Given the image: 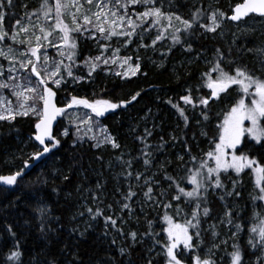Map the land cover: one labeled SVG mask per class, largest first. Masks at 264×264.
I'll use <instances>...</instances> for the list:
<instances>
[{
	"label": "trees",
	"instance_id": "obj_1",
	"mask_svg": "<svg viewBox=\"0 0 264 264\" xmlns=\"http://www.w3.org/2000/svg\"><path fill=\"white\" fill-rule=\"evenodd\" d=\"M39 2L42 4L43 0ZM51 2L48 0L49 4ZM230 2L233 6L240 0ZM155 4L163 10L170 8L184 19L191 18L196 5L193 0H155ZM224 4L225 0H218L215 6L228 13L230 9L224 10ZM24 8L27 13L38 8L36 12L40 13L41 7H36L31 0H13L11 8H4L6 29H10L16 19L24 17ZM223 25L220 35L204 33L197 25L192 35H182L181 44L172 45V40L166 41L159 54L148 59L142 57L141 69L135 76L115 79L95 73L88 84L75 83L68 87L70 100L72 96L89 99L91 93L88 88L95 85L98 87H94L95 97L114 103L131 100L136 92L141 95L126 106L109 110L99 117L100 123L115 137L119 148L108 144L96 148L92 143H73L70 134L62 138L60 131L64 123L60 119L53 129V135L60 144L40 160L29 161L32 166L24 169L25 174L18 178L17 185L0 187V264H5V256L16 244L22 253L20 264H149V261L151 264H166L164 245L169 241L163 231L167 227L163 217L167 214L174 222L183 224L191 218L196 201H188L194 204L191 209L183 197L179 201L172 200L176 189L174 185L169 186L170 181L165 179V174L172 175L182 187L188 188V169L194 170L201 160L209 159L206 153L214 149L219 137V117L237 88L233 86L229 94L221 95L220 99H211L205 108L199 104V99L208 96L209 89L203 87L202 74L215 64L217 48L225 57L221 66L229 72L238 66H247L255 74L263 60L262 53H256L253 54L256 59L251 61V53L241 47L239 41L235 45L231 43L232 24L226 20ZM189 43L192 51L186 52L184 49ZM83 48L78 42L79 57ZM196 54L198 58H195ZM229 60L233 63L229 64ZM188 89L197 105L195 108L181 99L189 94ZM60 97L58 92L57 104ZM173 105L184 111L187 124ZM202 111L207 113V120L203 118ZM36 121L31 117L17 116L15 120L0 123V175H10L24 168L25 160L30 158L24 153L27 148L24 145H29L31 151L36 152L32 142ZM146 130L151 135L146 136ZM140 137L146 138L141 142ZM142 151L151 152L148 166L143 163ZM228 151L231 153L233 150ZM235 151L237 155L246 153L264 164V143L257 145L247 135ZM178 156H183L184 160H178ZM122 161H131V168ZM128 172L132 175L128 176ZM137 173L142 174L139 181L136 180ZM220 177L224 189H217V194L211 193L216 191L210 189L207 194L209 216L203 215L202 208L199 210V237L196 236L197 229H189L193 243L198 247L184 250L185 264L191 262L189 251L192 255L204 257L202 250L211 238L204 230L205 221L230 213L228 218L233 223L238 222L240 230L244 231L251 211L258 213L257 187L252 180L251 169L246 168L239 175L229 169ZM145 179H149L153 187L152 200L144 195L148 187ZM129 190L136 195L126 200ZM224 190L233 192V195H226ZM222 195L223 199L220 198ZM93 197L98 199L97 209L102 213L95 218L88 212L89 208L93 213L97 210L91 204ZM140 199L159 205L149 210L144 208ZM125 203L130 205V211L122 209ZM166 203L173 207L165 208L163 205ZM177 206L181 209L179 214ZM38 207L47 208V216L40 217L35 211ZM108 216L117 220L115 227L105 223ZM42 221L43 232L40 230ZM131 232L137 234L135 240L131 238ZM237 241L242 264H261L257 257L264 260V256L259 249L250 250L241 239ZM182 248L180 245L177 251ZM121 249H125L123 255ZM213 260L220 264L216 258Z\"/></svg>",
	"mask_w": 264,
	"mask_h": 264
},
{
	"label": "snow or ice",
	"instance_id": "obj_2",
	"mask_svg": "<svg viewBox=\"0 0 264 264\" xmlns=\"http://www.w3.org/2000/svg\"><path fill=\"white\" fill-rule=\"evenodd\" d=\"M95 2V6L98 11L93 12L92 16L86 14L88 10L84 8V4L81 3V0H55L54 10L55 23L50 26H45L43 24L31 23V17L36 15L39 19L40 16L44 18L45 22L52 18L53 6L49 5L48 0H43L41 4L40 13L36 12L26 13V16L29 19V24H22V19L16 20L15 26H13V31L11 34L4 27L5 21V12L3 9L5 7L11 8L13 6V0H0V41L6 39H11L14 44H26L28 46V56L27 59L19 61V68H17L15 57L13 56L9 59V53L12 52V49L9 48V52L6 53L3 50H0V56L4 59L9 60L10 66L6 69L8 75L7 80L0 79V89H9L11 94L17 98L18 107L13 108L11 101L7 102V106H4L3 103H0V108H3V111H0V121L15 120L16 116H29V114L34 115L37 118V121L34 125L35 133L34 140L39 142V145L42 146L41 150L34 152L29 160H25L24 168L18 170L10 175H0V183L7 186H14L18 184V178H22L25 174L24 169L31 167L29 161L40 160L45 154L49 153L52 149L56 148L60 141L53 135V121L56 120L58 116L66 114V108H72L76 105H82L85 109H90L96 117H101L105 112L109 110H115L121 106H126L132 101L137 100L141 95L140 92H136L131 96V100H121L119 103H114L107 99H96L89 101L86 98H78L72 96L70 102L65 107H57L53 103V98L56 96V93L51 87L48 86L49 80L51 83L59 87L64 81V76L62 70L67 72V76L72 78L74 81H79L83 77H77L73 74L71 70V65H64L63 59L66 58L68 61L75 63V58L77 55V43L73 37L75 34H88L92 32V39H97L95 33H100V38L110 39L112 36H124L130 38L134 33L138 25L133 21L130 16H127V12L124 15H118L116 11H113L109 8L108 4H105L103 0H84V3L87 5H92ZM145 4L152 5L147 7L146 10L142 13L137 14V19L141 21V24H144L146 21L151 18L150 25H159L162 20L167 21V25L159 31L152 40V46H155L157 41H160L165 38V32L168 29L171 31V40L172 45H177L182 43V35L188 34L192 35L195 31L196 26L206 33H216L218 29H221L224 21L232 22H242L245 18L250 17L252 14H255L261 18H264V0H240L234 4L231 8V14L225 13L220 8H212L209 5L208 9L204 7H198L191 13L190 19H184L181 15L168 12L165 13L161 10V7L155 6V0H125L124 4H121V0H116V4L120 7H127V5H136V4ZM75 8V12L69 11V9ZM65 12L72 18V26H69L63 20ZM82 16L83 24L79 22L78 17ZM92 17H95V22H93ZM110 17H114L111 24L109 25ZM127 17V26L130 31L117 32L115 30L116 20L124 21ZM174 21H178L182 27L174 26ZM92 27L89 28L88 26ZM105 25H109L105 27ZM149 25V26H150ZM16 28L19 29V32L16 31ZM29 28H38L39 33L37 34L33 31L32 35L35 37L36 45H31V37H27ZM58 30L62 35L59 37V43L56 41L50 40L49 38L53 35V32ZM147 31V27L144 29ZM20 33H23L26 39H18ZM41 40L48 42L49 47L57 48V55L61 57L59 60L52 62L50 67L51 58L48 56L45 51L41 57V49L44 47L41 44ZM235 42V41H234ZM142 47H148L146 44H142ZM171 50V46L169 51ZM186 52L192 51V45L189 43L184 49ZM119 49L115 50L113 55H116ZM252 51V49H248ZM258 52L264 54V48L257 49ZM22 56L27 55V53H21ZM163 55V53H162ZM34 58V59H33ZM41 58L43 59V64H40ZM198 58V57H197ZM225 59L223 52L220 48L215 50V64L211 67L208 72L202 74L203 87H206L211 90L210 96H202L199 99V104L205 106L209 105L211 99H220L221 94H229V90L233 89V86H237L235 91L237 92L238 98L235 100V103H232L230 107L223 113V120L218 125L219 128V141L215 142V148L206 153L208 160H201L199 167L194 170L189 168L187 181L192 185L191 190H186L185 187L181 186V182L175 179L172 175L165 174V179L170 181V187L173 185L176 189V194L172 196V200L179 201L181 197L185 198V201H196L195 209L191 213V218L186 219L183 224L176 223L173 221L172 217L165 214L163 220L167 224V227L163 228V231L167 233L168 243L164 245L166 252V264H185L183 259L184 250H193L198 245H194L193 236L189 234V229H197L196 236L199 237V226H200V211L202 208V213L205 217L209 216L210 208L207 206V194L209 190L224 189V186L221 181L220 174L221 172H228L229 169L235 171L239 175L244 169H251L255 175L256 187L259 188L260 195L257 197L260 200H264V164L258 162L256 158L250 157L246 153H241L240 155L236 154V149L238 145H241L242 138L247 135L251 141H255L257 145L264 143V77L255 75L247 66L236 67L233 72L226 71L222 66L221 62ZM102 60V55L96 57H88L85 59L84 64L89 68L88 75L91 77L92 73L100 67V62ZM131 57H125L121 61V66L127 65V70L123 73L117 72L116 75L122 76H135L137 72L140 71L141 65L135 63L134 65L129 63ZM103 64L107 65L109 63L108 59H103ZM116 63V60L112 61ZM229 64L233 61L229 60ZM30 69V71H29ZM20 70L28 72V75L22 77L26 80L27 84H20L18 80L20 77L12 75ZM260 70L264 71V60L260 63ZM212 73H216L215 78H213ZM5 74V69L0 65V77H3ZM36 78V83H32V77ZM17 89H23L17 91ZM188 95H184L181 99L185 104H191L194 108L197 106L194 103L193 97L191 96V90H187ZM27 93V94H26ZM5 97L0 96V102H3ZM42 105V107H41ZM177 108V111L180 113V116L184 118L185 123L187 124V116H185L184 111L179 108L177 105H173ZM205 120L208 119L206 112L202 111L201 113ZM88 115L87 113L85 114ZM92 117L88 116L87 119H81L80 124L89 125L87 131H92L90 126ZM248 122L245 126V122ZM72 122V121H70ZM81 129L77 125V133H80ZM63 135H68V130L65 129L62 133ZM87 134L86 132L84 133ZM205 134L206 133H202ZM151 135V132L146 130V136ZM83 138V137H79ZM89 139L95 140L93 147L99 148L104 144H111L112 148H119V144L116 143L115 139L108 135L105 132L103 139H97L95 136L88 137ZM146 137H140L141 142L145 140ZM46 140L50 143H46ZM148 145L145 144V148ZM227 149H232L231 154L227 152ZM144 156L143 163L145 166L150 165L151 163V152L142 151ZM231 155V159L227 157ZM119 159V157H118ZM178 160L183 161V156H178ZM195 160V157H192ZM209 161H214L215 166H211ZM126 163L129 168L132 166L131 161H122ZM206 170V173H205ZM128 176H131L132 173L128 172ZM142 177V174H136V180L139 181ZM214 177V179H213ZM183 179V178H181ZM145 185H147V191L144 193L145 197L149 200H152L153 187L150 185L149 179H145ZM233 189H235V182L233 183ZM226 195H233V192H228L224 190ZM136 195L135 192L129 190L125 196L126 200L132 199ZM163 195V193H161ZM239 195V193H235ZM221 199L224 198L222 195ZM203 202V207H202ZM165 208H171L173 205L171 203H166L163 205ZM122 209H130V205L125 203L122 206ZM177 214L181 211L179 206H177ZM35 211L40 215V217L47 216V208L38 207ZM90 215L95 218L96 216L101 215V210L97 209L95 213L91 208L88 209ZM230 217V213H226ZM105 223H110L113 227L117 225V220L113 219L111 216L105 217ZM228 223L231 224L232 220L229 219ZM149 227H151V222H149ZM215 227L214 225L212 226ZM236 229L240 230V225H235ZM40 230L45 231L44 223L41 222ZM12 230L9 229V232ZM250 232L255 234L254 238L250 237L248 243L250 247L254 250L259 249L261 255L264 256V217L260 219L259 225L253 226L250 229ZM13 235H15L13 233ZM136 233L131 232L130 236L133 240L136 239ZM215 236L216 233L213 232ZM237 233H233L235 237ZM180 245H183V248L177 251ZM217 247V245H213ZM234 251L230 255V264H242V253L239 247L233 245ZM121 254L125 253V249H121ZM22 253L19 250V244L13 246V248L5 256V264H20V257ZM188 255L191 257L190 264H215V261L211 258V251L205 257L200 255H192V252L189 251ZM257 260L261 261V264H264V260L261 259V256L257 257ZM151 264V261H149Z\"/></svg>",
	"mask_w": 264,
	"mask_h": 264
},
{
	"label": "rangeland",
	"instance_id": "obj_3",
	"mask_svg": "<svg viewBox=\"0 0 264 264\" xmlns=\"http://www.w3.org/2000/svg\"><path fill=\"white\" fill-rule=\"evenodd\" d=\"M32 3L36 4V7H41V2H39L40 0H31ZM96 2H99V0H96ZM103 2L105 4L109 5V8H111L113 11H116L118 15H124L125 12H127V16H130L133 21H135L136 24L141 25L140 27H137L135 30V33L130 37H124V36H112L110 39H102L100 38V33L96 32L95 35L97 37V39H92V32L90 31L88 34L84 35V34H75L73 33V37L76 40V43L81 42L83 48V52L82 55L79 57L77 52L76 58H75V63L68 61L66 58L63 59V64L64 65H71V70L73 72V74L77 77H83V79L77 81H74L72 78L67 76V72H64L62 70V74L64 76V81L61 83V85L59 87H57L56 85L51 83V80H49L48 82V86L51 87L53 89V91L57 94L58 92L60 93L61 97L59 98V105L61 107H65L69 102V91H68V87L73 86V84L77 83V85H79L80 83H85L88 84L90 78H92V76L95 73H101L103 75V77H111V78H121V79H126L128 77H131L132 75L129 76H122V75H116L117 72L123 73L124 71L127 70V65H124L123 67L121 66V61L123 60V58L125 57H131V60L129 61V63L131 64H135V63H141L142 61V57H146V59H148L149 57L153 56L156 53H160L161 50L164 49L165 45H166V41L171 40V31L172 29H168V31L165 32V38L157 41L155 46H152V40L155 39L157 33L159 31H161L163 29L164 26L167 25V21L166 20H162L161 24L159 25H150V21L151 18H149L148 21H146L144 24H141V21L137 19V14L138 13H142L146 10L147 7H151L152 5H145L143 3L141 4H136V5H127V7H120V5L116 4V0H103ZM81 3L84 4V8L86 10H88L86 12L87 15L92 16L93 12L98 11V9L95 6V2L92 5H87L86 3H84V0H81ZM125 0H121V4H124ZM193 3H196V5L194 6V10L198 7H204L206 9H208L209 5L212 6V8H216L215 5H217L218 0H198L195 1L193 0ZM54 4H55V0H52L51 6H53V12H52V18L47 20L45 22L44 18L42 17V15L40 16V18L38 19L36 15H33L31 17V23L33 25L39 23V24H43L46 27L53 25L55 23L54 20V16H55V10H54ZM156 6V4H155ZM234 6V5H233ZM231 5L230 0H225V4L223 6V9H230L229 12L227 14L230 15L231 13V8L233 7ZM158 7V6H156ZM163 12L168 13V12H172V13H176L175 11H171L170 8H165L164 10L161 9ZM222 10V9H221ZM3 11L5 12V10L3 9ZM38 11V8L36 10H31L29 13L32 12H36ZM69 11L75 12V8H71L69 9ZM23 15L24 17H22V24L24 25H28L29 24V19L26 16V8H24L23 10ZM37 13V12H36ZM6 14V12H5ZM39 14V13H37ZM177 14V13H176ZM21 19V18H19ZM79 22L81 24H83V18L82 16L78 17ZM93 22H95V17H92ZM116 19L114 17H110L109 19V25L111 24L112 20ZM18 20V19H16ZM16 20L13 22V25L10 27V29H6L8 31L9 34L12 33L13 31V26H15L16 24ZM63 20L65 21V23H67L69 26H72V18L70 15H68L67 12H65V15L63 16ZM232 24V36L230 37L231 43H233L234 45L236 44L237 41H239L241 43V47H244L245 49H252V51H249L252 55V59L251 61H254V59H256L254 57L253 54L256 53H260L257 51V49H261L264 48L262 47L264 45V18L261 17H257V16H250L246 19H244L242 22L239 23H233L232 21H229ZM109 25H105V27H108ZM150 25V26H149ZM174 26L177 27H182V25L179 24L178 21H174ZM5 27V25H4ZM89 28H91L92 26L89 25ZM145 27H147V31H145ZM223 28L224 25L222 26L221 29L217 30V34H221L223 32ZM115 30L117 32H122V31H130V29L127 26V17L125 18L124 21H120V20H116V26H115ZM202 30V29H201ZM16 31L19 32V29L16 28ZM33 31H35L37 34L42 35L39 33L38 28H29V32L27 34V37H31V45L35 46L36 45V40L35 37L32 35ZM202 32H204V30H202ZM206 33V32H204ZM62 34L56 30L53 32V35L49 38L50 40L56 41V43H59V37ZM27 37H25V35L23 33H20L18 36V39H26ZM254 39L253 41L251 39ZM235 41V42H234ZM41 44H43V48L41 49V57L43 55V53L46 51L48 56L51 58L50 60V67L52 66V62L55 60H59L61 59V57H59L57 55V48L55 47H49L48 46V42L41 40ZM142 44H146L148 45V47H142ZM9 48L12 49V52L9 53V59H11L13 56L15 57V61H16V67L19 68V61L21 60H25L28 58V56H30V53H28V46L26 44H14L12 42L11 39H6L4 41H0V50H3L4 52L8 53L9 52ZM119 49L118 52H116V55L114 56L113 53L115 50ZM77 51V49H76ZM21 53H27V55L22 56ZM98 55H102V60L100 62H98L100 64V67H98L96 69L95 72L92 73L91 77H89L88 72H89V68L85 66L84 61L86 58L88 57H96ZM198 55H195V58H197ZM34 59V58H33ZM103 59H108L109 63L107 65L103 64ZM262 59L264 60V54H262ZM116 60V63H113L112 61ZM187 62V60H186ZM40 64H43V59L41 58ZM0 65H2L5 69V74L3 77H0V79H4L7 80V71L6 69L10 66L9 64V60L4 59V57L0 56ZM259 70L255 71V75L257 76H262L264 77V71L260 70V65H259ZM30 71V69H29ZM12 75L20 77L21 79L18 80V83L20 84H27L28 82L24 79H22V77L28 75V72L24 71V70H20L16 73H13ZM216 73H214V77L215 78ZM32 83H36V78L33 76L32 77ZM95 88L96 85L94 86ZM94 87L88 88V90L90 91V95H89V101H93L96 99H100L95 97V95L93 94L94 91L96 89H94ZM23 89H17V91H21ZM208 96H210L211 91L208 90ZM235 92V90H234ZM27 94V93H26ZM221 95H226V94H221ZM0 96L5 97V100L3 102L4 106H7V102L11 101L12 103V107L15 109L18 107V103H17V98L15 96H13L11 94V91L9 89H0ZM238 98L237 96V92L235 93L234 96H232L230 98V100L228 102H226V108L225 110L221 113L220 117H219V121L218 123L220 124L223 120V113L230 107V105L232 103H235V100ZM91 99V100H90ZM42 107V105H41ZM0 111H3V108H0ZM88 114L87 116L85 114ZM88 116L92 117L91 120V128L92 131L88 132L87 128L89 127V125H84V124H80V120L81 119H87ZM17 117V116H16ZM26 117V116H23ZM27 117H31L35 120H37V118L32 115L29 114V116ZM63 123V129L60 131V135L61 137H66L65 135H63L62 133L64 132L65 129L68 130V134H70L72 137V139H74L73 143H77V142H85V143H95V140L89 139L88 137L90 136H95L97 139H103L105 132L112 136L114 139L115 137L107 130V128L102 125L99 121V117H96L93 113H91V110L89 109H85L84 107H79V106H74L72 108H66V114L65 115H61L60 118ZM4 121H8V120H4ZM72 121V122H70ZM3 121H0V123ZM218 124V125H219ZM248 122H245V126H247ZM77 125H79L81 132L77 133ZM87 133L86 135L84 133ZM218 133H219V128H218ZM79 137H83L82 139ZM57 138V137H56ZM116 141V139H115ZM218 141H219V137H218ZM217 141V142H218ZM32 142L35 144V148L36 151L41 150L42 148L37 145L33 139ZM50 143V142H48ZM111 145V144H108ZM27 148H26V147ZM23 147L26 148V150L24 149V153L27 155V157H30L33 154V151H31V147L29 145H24ZM215 148V145H214ZM227 152L228 149L226 150ZM230 153V152H229ZM231 154V153H230ZM227 159H231V155H229L227 157ZM210 162V161H209ZM211 166H215L214 165V161H211ZM229 171V170H228ZM206 173V170H205ZM224 172H221V174ZM214 179V177H213ZM252 180L255 183V175L252 172ZM256 184V183H255ZM262 184H264V182H262ZM187 186L188 188H186V190H191L192 185L188 183L187 181ZM216 192H212L211 193H215L217 194L218 191L215 190ZM260 195L259 192V188H257L256 190V199L258 200L259 203V210L258 213L255 211H251V216L249 217V220L246 221V226L244 227V231L241 230H237L235 225L238 224V222L236 223H228V216L226 214L224 215H220L219 217L215 218L214 220H207L204 222V230L205 232L209 233V235L211 236L210 241L207 243V245L203 248L202 250V256H206L207 254H209V251H211V258H216L217 263L220 264H230V253L232 251H234L233 245H236L238 247V239H241L242 242L245 244V246H247V248H249L250 250L252 249L248 243L250 237L255 236V234L250 232V229L253 226L259 225L260 223V219L262 217H264V200H260L257 197ZM142 205L144 206V208L146 207V209L151 210L154 207H157L159 204L154 205L152 202L144 200L142 201L140 199ZM252 201V199H251ZM187 203V206H189L191 209L193 208L194 204L191 202H185ZM252 203V202H250ZM91 204L97 209L99 206V201L98 199L93 197V200L91 202ZM110 214V213H109ZM215 226L214 228L212 226ZM213 232L216 233V235H213ZM233 233H237V235L235 237H233ZM213 245H217V247H213Z\"/></svg>",
	"mask_w": 264,
	"mask_h": 264
},
{
	"label": "water",
	"instance_id": "obj_4",
	"mask_svg": "<svg viewBox=\"0 0 264 264\" xmlns=\"http://www.w3.org/2000/svg\"><path fill=\"white\" fill-rule=\"evenodd\" d=\"M251 16H257V15H255V14H252ZM257 17H259V16H257ZM246 19V18H245ZM233 23H237V22H233ZM210 90V89H209ZM211 91V90H210ZM53 103H55L56 105H57V103H56V96L53 98ZM82 106V105H81ZM57 107H61V106H58L57 105ZM74 107V106H73ZM63 108V107H62ZM90 110V109H89ZM60 118H61V116H58L57 118H56V120H54L53 121V129H54V127L57 125V123H58V121L60 120ZM34 133H35V127H34ZM33 141L37 144V145H39V142L38 141H35L34 140V136H33ZM46 143H48V141L46 140ZM41 148H42V146L41 145H39ZM46 155V154H45ZM44 155V156H45ZM6 175H9V174H6ZM0 187H2V188H11L12 186H7V185H3L2 183H0Z\"/></svg>",
	"mask_w": 264,
	"mask_h": 264
},
{
	"label": "bare ground",
	"instance_id": "obj_5",
	"mask_svg": "<svg viewBox=\"0 0 264 264\" xmlns=\"http://www.w3.org/2000/svg\"><path fill=\"white\" fill-rule=\"evenodd\" d=\"M231 14V13H230Z\"/></svg>",
	"mask_w": 264,
	"mask_h": 264
}]
</instances>
